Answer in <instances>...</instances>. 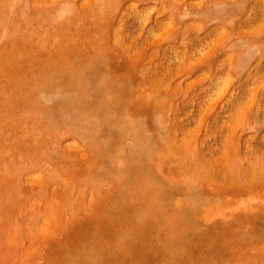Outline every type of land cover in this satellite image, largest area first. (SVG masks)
<instances>
[{
	"label": "rangeland",
	"instance_id": "obj_1",
	"mask_svg": "<svg viewBox=\"0 0 264 264\" xmlns=\"http://www.w3.org/2000/svg\"><path fill=\"white\" fill-rule=\"evenodd\" d=\"M0 264H264V0H0Z\"/></svg>",
	"mask_w": 264,
	"mask_h": 264
}]
</instances>
